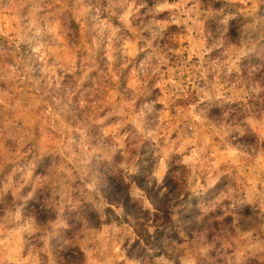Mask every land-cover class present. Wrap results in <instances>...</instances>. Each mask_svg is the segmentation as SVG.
Returning a JSON list of instances; mask_svg holds the SVG:
<instances>
[{
  "label": "rangeland",
  "instance_id": "1",
  "mask_svg": "<svg viewBox=\"0 0 264 264\" xmlns=\"http://www.w3.org/2000/svg\"><path fill=\"white\" fill-rule=\"evenodd\" d=\"M0 264H264V0H0Z\"/></svg>",
  "mask_w": 264,
  "mask_h": 264
}]
</instances>
